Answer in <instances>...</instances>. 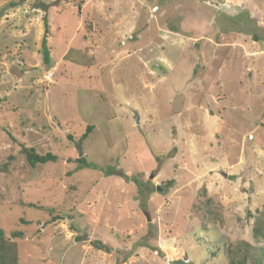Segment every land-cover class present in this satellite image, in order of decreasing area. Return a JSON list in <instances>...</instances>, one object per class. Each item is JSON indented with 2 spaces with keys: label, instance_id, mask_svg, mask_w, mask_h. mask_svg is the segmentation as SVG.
<instances>
[{
  "label": "rangeland",
  "instance_id": "374dc122",
  "mask_svg": "<svg viewBox=\"0 0 264 264\" xmlns=\"http://www.w3.org/2000/svg\"><path fill=\"white\" fill-rule=\"evenodd\" d=\"M0 230L18 264L264 251V0H0Z\"/></svg>",
  "mask_w": 264,
  "mask_h": 264
},
{
  "label": "trees",
  "instance_id": "16d2710c",
  "mask_svg": "<svg viewBox=\"0 0 264 264\" xmlns=\"http://www.w3.org/2000/svg\"><path fill=\"white\" fill-rule=\"evenodd\" d=\"M44 25L46 26V20L44 21ZM45 34L47 32V30L45 29ZM45 42L46 39H43L42 41V47H45ZM92 131V127H86L84 133L81 135L80 137V143L85 140L88 135L91 133ZM68 140L72 141L73 138L70 136H67ZM24 157L25 160L27 162V164L31 167V168H36L37 166H42V165H46L48 163H55L58 162L59 158L58 156L52 154V153H45V154H39L37 153L34 149L32 148H27L24 146H21L20 151H19ZM76 164L78 167L81 166H86L88 167L89 164L86 165V160L85 157L82 155V152L79 151V157L75 160ZM5 167V165H3ZM108 174H110L112 172L111 168H108L107 171ZM135 185L138 186L139 188V192H141V195H145L146 194V189H147V185H144L143 183H140L137 180H134ZM34 206H32L33 208ZM51 215V219L50 221L47 223V225H51L54 222L58 221V220H63V217H59V215H52L51 212H48ZM20 223H24V221L22 219L19 220ZM261 234L260 230H255L254 232V236L257 237L258 235ZM22 234L19 232H12L10 233V239H22ZM6 242L5 240V236L3 234V232L0 230V264H18V258L15 254H8L5 251V245L4 243ZM92 246H94L95 249L97 250H101L104 251L105 253H109L110 252V248L98 241H94L91 243ZM247 258H249L250 260V264H262L264 261V251H261L256 254L254 257H247L246 255H244L239 261L234 259V256H232V252H231V256L229 253V258H228V264H246Z\"/></svg>",
  "mask_w": 264,
  "mask_h": 264
},
{
  "label": "water",
  "instance_id": "95a60500",
  "mask_svg": "<svg viewBox=\"0 0 264 264\" xmlns=\"http://www.w3.org/2000/svg\"><path fill=\"white\" fill-rule=\"evenodd\" d=\"M135 123L138 124V117H136L135 119ZM157 191H159V188H157ZM146 215V214H145ZM147 217V216H146Z\"/></svg>",
  "mask_w": 264,
  "mask_h": 264
}]
</instances>
